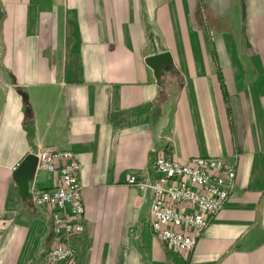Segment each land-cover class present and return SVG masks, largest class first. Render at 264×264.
I'll return each instance as SVG.
<instances>
[{
  "label": "crops",
  "instance_id": "crops-1",
  "mask_svg": "<svg viewBox=\"0 0 264 264\" xmlns=\"http://www.w3.org/2000/svg\"><path fill=\"white\" fill-rule=\"evenodd\" d=\"M163 52L157 79L146 59ZM40 149L80 165L75 264H264V0H0V264L54 245L13 176ZM234 155L236 187L192 254L160 242L129 176Z\"/></svg>",
  "mask_w": 264,
  "mask_h": 264
},
{
  "label": "built area",
  "instance_id": "built-area-1",
  "mask_svg": "<svg viewBox=\"0 0 264 264\" xmlns=\"http://www.w3.org/2000/svg\"><path fill=\"white\" fill-rule=\"evenodd\" d=\"M38 170L58 173L52 189L30 187L33 207L45 217L54 245L42 264H75V239L84 233L85 205L77 157L69 151L40 149ZM238 157L201 158L180 164L156 157V178L130 175L127 183L150 196L148 221L154 236L174 251L189 256L223 209L236 187Z\"/></svg>",
  "mask_w": 264,
  "mask_h": 264
},
{
  "label": "water",
  "instance_id": "water-1",
  "mask_svg": "<svg viewBox=\"0 0 264 264\" xmlns=\"http://www.w3.org/2000/svg\"><path fill=\"white\" fill-rule=\"evenodd\" d=\"M146 64L153 69L155 77L159 79L165 68L173 65L169 52H163L146 59ZM38 167V158L34 154L28 155L15 169L14 179L19 186V194L23 201L31 200L30 184L35 180Z\"/></svg>",
  "mask_w": 264,
  "mask_h": 264
},
{
  "label": "trees",
  "instance_id": "trees-1",
  "mask_svg": "<svg viewBox=\"0 0 264 264\" xmlns=\"http://www.w3.org/2000/svg\"><path fill=\"white\" fill-rule=\"evenodd\" d=\"M28 123H29V122H28ZM29 124H30V123H29ZM32 130H33V129H30V130H29V131H30V132H29V136H30V138H31L32 135H33V134H32Z\"/></svg>",
  "mask_w": 264,
  "mask_h": 264
}]
</instances>
